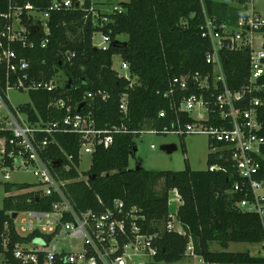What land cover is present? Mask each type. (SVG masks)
Here are the masks:
<instances>
[{"label":"built area","instance_id":"1","mask_svg":"<svg viewBox=\"0 0 264 264\" xmlns=\"http://www.w3.org/2000/svg\"><path fill=\"white\" fill-rule=\"evenodd\" d=\"M204 20L200 27L202 37L209 40L211 50L206 54V63L212 66L211 75L193 77L198 87L207 96L192 95L184 98L180 107L174 104L178 92L188 90L189 84L175 78L166 98L171 99L176 120L170 128L162 131L146 130L153 134L174 133L180 137L206 136L212 154L228 158L238 177L230 195L243 194L237 204L244 213L256 215L264 234V179L258 176L264 171V136L260 134V109L264 99L255 94L264 91V15L251 10L234 25L218 22L211 18L203 4ZM240 1V0H236ZM246 5L254 0H243ZM83 14V25L92 31V46L107 52L121 44L112 36V25L127 13V3L112 4L111 0H50L45 9L37 7L29 0H10L8 8L0 14V173H31L37 183L29 191H35L39 198L55 199L50 211L29 210L17 233L25 240L14 246L13 257L16 264H155L159 253L158 234L141 233L137 221L142 219L136 208L126 210L124 203L115 201L113 208L102 212L92 210L79 212L70 202L66 186L74 180H63L62 172L69 173L75 165L74 156L67 155L59 145L58 135H76L81 140L78 153L92 155L96 149H109L114 144V136L125 127H97L93 113L88 110L85 96L82 104L67 109L63 98H53L45 111L35 106L32 93H56L66 84L63 69L54 66L50 73L46 58L42 68H33L28 52L47 50L51 37V21L54 14ZM261 34L260 42L257 35ZM224 53H248L250 76L239 90L229 88L224 69ZM28 55V56H26ZM62 64H68L75 54L61 53ZM120 76L130 80L129 64L120 55ZM58 68V70H57ZM114 68V67H113ZM11 92L26 94L30 102L15 105ZM101 94V93H100ZM102 95L103 100L107 96ZM128 95L120 100V111L128 114ZM200 113L193 122H184L182 113L190 115L196 108ZM85 109V110H84ZM84 110V111H83ZM64 112V115L61 113ZM166 113L161 112L160 117ZM59 148L63 159H45L50 149ZM153 148V146H152ZM211 172L225 171L219 164L209 167ZM80 173V172H79ZM81 180V178L75 179ZM174 194V198L171 195ZM182 199L177 190L170 192L168 199L169 221L167 230L186 236L187 232L178 221L177 215ZM186 256L198 255L194 252L191 236ZM253 257L264 258V238ZM202 259V257H200ZM202 262L205 264L204 260Z\"/></svg>","mask_w":264,"mask_h":264},{"label":"trees","instance_id":"2","mask_svg":"<svg viewBox=\"0 0 264 264\" xmlns=\"http://www.w3.org/2000/svg\"><path fill=\"white\" fill-rule=\"evenodd\" d=\"M9 1L0 0V14L7 10ZM29 1L41 9L50 4V0ZM228 2L203 0L208 15L218 22L234 25L248 15V12L238 8H230ZM239 2L246 5L243 0ZM82 18L80 12L54 14L48 49L28 52L35 70L42 68L41 61L46 58L51 74L55 72L54 66H61L66 75L65 86L56 93H32L38 110L45 111L53 98H63L66 110L73 109L85 101V96L92 94L94 98L85 103L93 113L97 127H125L123 132L114 136L111 148L95 150L87 172L79 173L73 169L60 174L63 180H74L66 186V193L75 209L79 212H102L113 208L117 200L124 203L126 210L136 208L143 217L137 221L141 233L159 235V253L154 259L155 264L182 262L186 257L189 236L195 254L202 257L205 264H264V258L253 257L248 252L210 250L214 242L228 248L231 243L259 244L264 238L259 218L238 209L237 204L244 198L243 194H228L238 180L228 159L229 153L222 156L211 153L207 162L208 168L219 164L226 168V172H211L208 168L194 171L189 165L177 172L149 171L140 167L129 169L133 140L139 137L136 132L162 131L170 128L176 120L171 99L165 97L175 78L189 84L188 90L175 95L176 108L180 107L184 98L201 94L207 96L193 82L194 76L211 75L213 72L212 66L205 60L211 44L202 37L200 29L204 20L201 1L130 0L127 13L112 25V36L127 35L128 41L107 52L92 46V31L84 27ZM67 52L75 54V57L70 63L61 65V53ZM114 55H120L129 64L130 80L120 76L113 68ZM223 61L229 88L239 90L250 76L248 53H224ZM100 93L107 99L103 100ZM124 94L129 99L127 116L120 111V100ZM255 97L264 99V91L255 94ZM161 112L166 113L165 117L159 116ZM181 115L184 122H193L190 115ZM259 121L262 124L260 134L264 136V106L260 109ZM56 140L67 155L74 156L75 165L79 167L80 138L66 134L58 135ZM44 158L53 161L63 159L64 164L68 163L59 148L52 147ZM81 176L86 180L75 181ZM258 179H264V171ZM14 187L6 184V193ZM16 187L20 193L6 197L0 210V255L4 257L3 264H16L14 246L25 240L17 233L10 214L29 210L50 211L55 201L39 198L37 192L29 191L34 184ZM174 190L182 199L177 218L186 230V236L167 230L168 199Z\"/></svg>","mask_w":264,"mask_h":264},{"label":"rangeland","instance_id":"3","mask_svg":"<svg viewBox=\"0 0 264 264\" xmlns=\"http://www.w3.org/2000/svg\"><path fill=\"white\" fill-rule=\"evenodd\" d=\"M227 1V0H223ZM112 4L119 5L121 3H129L130 0H111ZM230 8H238L241 11L249 12L254 10L257 13L264 15V0H254V2L247 5L241 4L236 0H229ZM261 42L263 37L261 34L257 35ZM117 42L126 44L128 41L127 35H118ZM120 58H114V69H120ZM10 98L13 104L20 105L30 102V98L26 94L11 92ZM203 110L196 107L190 116L193 119H198ZM153 146V148H152ZM185 150V153H184ZM212 153L210 142L206 136H188L180 137L174 133L168 134H153L145 132L133 140V153L130 156L129 169L135 170L138 167L149 171H183L186 165L194 171H205L208 168V156ZM92 163V158L88 154H82L79 166V172H87ZM81 180H86L81 176ZM37 183V179L31 173L13 172L7 175L0 173V210L3 209V201L6 197L20 193L17 190V185L28 184L33 185ZM11 184L15 187L6 193L5 185ZM161 188V184L158 189ZM260 193H264L261 190ZM174 194L171 198H174ZM16 221L17 229H21V223L25 219V215L21 213L10 214ZM258 244L245 243H231L228 248H222L220 244L214 242L210 245V250L213 252L230 251V252H248L249 254H256L259 249ZM3 255H0V264H3ZM200 256L194 259L193 256H186L185 259L176 264H204ZM164 264V263H156Z\"/></svg>","mask_w":264,"mask_h":264},{"label":"water","instance_id":"4","mask_svg":"<svg viewBox=\"0 0 264 264\" xmlns=\"http://www.w3.org/2000/svg\"><path fill=\"white\" fill-rule=\"evenodd\" d=\"M69 83L71 84V81H69ZM69 87H70V86H69ZM69 87H68V88H69ZM81 108H83V104L80 106V109H81Z\"/></svg>","mask_w":264,"mask_h":264},{"label":"bare ground","instance_id":"5","mask_svg":"<svg viewBox=\"0 0 264 264\" xmlns=\"http://www.w3.org/2000/svg\"><path fill=\"white\" fill-rule=\"evenodd\" d=\"M191 117V116H190ZM192 118V117H191ZM209 169V168H208Z\"/></svg>","mask_w":264,"mask_h":264}]
</instances>
